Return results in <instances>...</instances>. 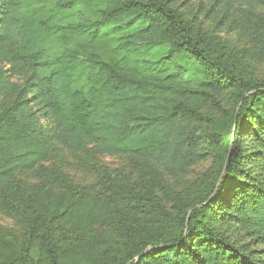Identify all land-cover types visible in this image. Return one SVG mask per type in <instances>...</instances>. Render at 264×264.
<instances>
[{
	"label": "trees",
	"instance_id": "obj_1",
	"mask_svg": "<svg viewBox=\"0 0 264 264\" xmlns=\"http://www.w3.org/2000/svg\"><path fill=\"white\" fill-rule=\"evenodd\" d=\"M180 3L0 0V264H264V0Z\"/></svg>",
	"mask_w": 264,
	"mask_h": 264
},
{
	"label": "rangeland",
	"instance_id": "obj_2",
	"mask_svg": "<svg viewBox=\"0 0 264 264\" xmlns=\"http://www.w3.org/2000/svg\"><path fill=\"white\" fill-rule=\"evenodd\" d=\"M179 7L181 9H196L200 5V0H179ZM206 22H210L207 21ZM220 37L226 38L230 45L232 46H242L243 39L238 35L236 31L231 30L229 27H220L215 29ZM254 71L256 74H264V63L254 64ZM22 78V77H20ZM228 96L224 95L222 97L223 101H227ZM213 161L210 158L203 159L199 163L191 167L184 175L177 178L171 179V182L178 187L187 185L191 180L197 178L202 172L207 170ZM46 166L49 167H60L73 184H85L91 183L96 180V166H104L106 168H122L125 170L130 169L129 159L127 156H109L102 155L97 156L94 160H91L87 156L86 152H77L74 150L66 149L62 146H58L55 151H53L50 158L45 162ZM29 182H33V174L27 173L23 175ZM0 225L5 228L16 229L20 231L17 223L10 217L4 215L0 212ZM238 237L239 243H249L250 248H256L257 252L261 253L264 250V244L255 245V242L251 241L249 236L239 235L237 232L232 233V238Z\"/></svg>",
	"mask_w": 264,
	"mask_h": 264
}]
</instances>
